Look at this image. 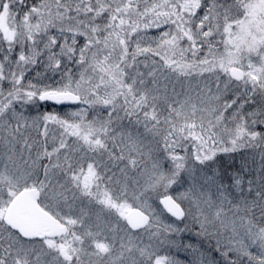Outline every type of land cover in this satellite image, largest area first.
<instances>
[{
  "label": "snow or ice",
  "instance_id": "snow-or-ice-1",
  "mask_svg": "<svg viewBox=\"0 0 264 264\" xmlns=\"http://www.w3.org/2000/svg\"><path fill=\"white\" fill-rule=\"evenodd\" d=\"M0 264H264V0H0Z\"/></svg>",
  "mask_w": 264,
  "mask_h": 264
},
{
  "label": "rangeland",
  "instance_id": "rangeland-1",
  "mask_svg": "<svg viewBox=\"0 0 264 264\" xmlns=\"http://www.w3.org/2000/svg\"><path fill=\"white\" fill-rule=\"evenodd\" d=\"M47 108L50 109L48 106H47ZM41 110L43 111L45 109L42 108ZM56 110L61 111V112L66 111V109H63V108H57ZM181 258H183V257H181Z\"/></svg>",
  "mask_w": 264,
  "mask_h": 264
},
{
  "label": "flooded vegetation",
  "instance_id": "flooded-vegetation-1",
  "mask_svg": "<svg viewBox=\"0 0 264 264\" xmlns=\"http://www.w3.org/2000/svg\"><path fill=\"white\" fill-rule=\"evenodd\" d=\"M48 106H52V107H54L53 105H51V104H49Z\"/></svg>",
  "mask_w": 264,
  "mask_h": 264
},
{
  "label": "trees",
  "instance_id": "trees-1",
  "mask_svg": "<svg viewBox=\"0 0 264 264\" xmlns=\"http://www.w3.org/2000/svg\"><path fill=\"white\" fill-rule=\"evenodd\" d=\"M50 109H52V106H48Z\"/></svg>",
  "mask_w": 264,
  "mask_h": 264
}]
</instances>
